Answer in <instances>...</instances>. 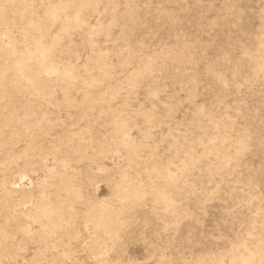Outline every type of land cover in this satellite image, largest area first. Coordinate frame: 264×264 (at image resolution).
Here are the masks:
<instances>
[{
  "label": "rangeland",
  "instance_id": "rangeland-1",
  "mask_svg": "<svg viewBox=\"0 0 264 264\" xmlns=\"http://www.w3.org/2000/svg\"><path fill=\"white\" fill-rule=\"evenodd\" d=\"M0 264H264V0H0Z\"/></svg>",
  "mask_w": 264,
  "mask_h": 264
},
{
  "label": "bare ground",
  "instance_id": "bare-ground-1",
  "mask_svg": "<svg viewBox=\"0 0 264 264\" xmlns=\"http://www.w3.org/2000/svg\"><path fill=\"white\" fill-rule=\"evenodd\" d=\"M8 1V0H7ZM26 1V0H25ZM13 3V2H12ZM54 7H51V14H54ZM33 25H37L35 23H33ZM39 47V51L44 54L45 50L42 48V46L40 44H38ZM144 67V66H143ZM142 67V68H143ZM28 72V70H26ZM115 113V112H114ZM125 130V129H124ZM124 133V132H123ZM130 146V145H129ZM56 149V148H55ZM56 151V150H54ZM100 151V150H99ZM55 155V153H54ZM64 162V161H63ZM62 164V163H61ZM123 172V171H122ZM59 175V174H57ZM65 175V174H64ZM60 177V176H59ZM123 177V176H122ZM127 180V179H126ZM65 181V182H64ZM63 182L65 183V186L68 189H72L73 186H71V183L68 180H64ZM64 187V186H63ZM44 188V187H43ZM119 189V188H118ZM117 189V192H119ZM43 194V193H42ZM138 195V191L137 188H135L134 186H131L129 188V191H127L124 196L126 198H136ZM46 197V196H45ZM29 198V196H28ZM58 198V197H57ZM165 202H168L166 198H163ZM43 200V199H42ZM61 200V199H60ZM57 200L55 202V204H50V203H46V202H40L38 204V206L36 207V213L37 214H52V213H56L57 211V206L59 204H62L63 201ZM67 201V200H66ZM69 202V201H68ZM36 206V205H35ZM105 206V205H104ZM67 209V208H66ZM68 210V209H67ZM68 212V211H67ZM114 214V210L110 207V206H105L104 208H100L97 205H93L90 209H89V215H88V219L90 221H94L97 225L102 226H108L110 223V220L112 218V215ZM72 215V214H71ZM70 215V216H71ZM69 216V217H70ZM45 217V216H44ZM58 222V221H57ZM60 222V221H59ZM4 240V239H3ZM3 242V241H2ZM4 243V242H3ZM254 257V253H248L247 255V259H252Z\"/></svg>",
  "mask_w": 264,
  "mask_h": 264
}]
</instances>
